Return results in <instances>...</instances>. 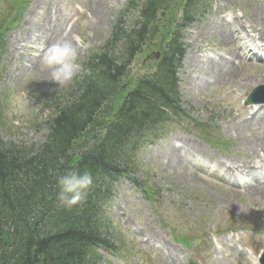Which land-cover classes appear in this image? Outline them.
I'll return each instance as SVG.
<instances>
[{
    "label": "rangeland",
    "instance_id": "374dc122",
    "mask_svg": "<svg viewBox=\"0 0 264 264\" xmlns=\"http://www.w3.org/2000/svg\"><path fill=\"white\" fill-rule=\"evenodd\" d=\"M128 1L0 0V27L16 26L5 34L7 49L0 81V131L5 139L37 146L45 142L47 129L43 122L49 117V108L44 104L75 79L65 85L48 82L49 72L41 63L43 51L58 38L78 42L80 67L76 78L82 76L87 72L83 63L107 44L119 20H122L121 26L134 25L135 14L121 18ZM208 1L210 8L198 15L184 32L187 53L179 77L182 105L188 111L186 116L202 125L209 124L205 129L214 147L177 123H167L158 138L141 146L127 161L135 170L129 174L150 187L159 196L158 200L152 194L154 201H147L141 189L127 178L112 185L111 192L115 194V186L116 194L105 206L107 225L104 228L114 250L108 253L110 250L97 248L96 264H162L160 254L142 243L145 235L154 233L182 253L183 264L191 260L206 264L211 256L218 257L222 264H261L264 242L258 244L257 238L264 234V200L256 202L251 192L241 193L227 172L216 170L204 159L187 157L185 163H180L175 151L181 143L175 142L173 146L177 137H185L222 160L231 156L239 161L248 159V152L264 148V137L261 141L247 142L231 127L244 118L242 113L254 107L243 105L246 96L257 85L264 84V57L249 60L262 51L257 55L250 52L243 59L252 67L247 72L241 71L232 82L211 79L206 86L194 82L204 67L202 55L210 49L209 54L218 58L224 51L218 46L219 38H214L220 18L233 14L243 20L251 18L264 0ZM14 18L17 23H13ZM54 24L57 27L49 32ZM27 34L34 39L23 37ZM155 52L152 56L141 53L133 61L127 78L129 89L136 84L134 77L154 71L160 62L156 56L160 52ZM258 167L264 172L262 164ZM182 237L190 241H183ZM194 237L201 238L200 242L192 241ZM233 246L243 254L242 259L233 253ZM228 255L233 258L229 260Z\"/></svg>",
    "mask_w": 264,
    "mask_h": 264
},
{
    "label": "trees",
    "instance_id": "16d2710c",
    "mask_svg": "<svg viewBox=\"0 0 264 264\" xmlns=\"http://www.w3.org/2000/svg\"><path fill=\"white\" fill-rule=\"evenodd\" d=\"M204 1L129 0L132 28L119 20L107 44L84 62L87 72L44 104L45 142L7 140L0 131V264H96L97 248L114 249L103 206L113 182L135 171L127 161L141 145L166 122L183 121L176 76L181 30L204 12ZM155 51L162 53L155 70L134 77L129 89L132 62ZM74 170L91 173L93 184L67 208L57 200L56 179Z\"/></svg>",
    "mask_w": 264,
    "mask_h": 264
},
{
    "label": "bare ground",
    "instance_id": "6f19581e",
    "mask_svg": "<svg viewBox=\"0 0 264 264\" xmlns=\"http://www.w3.org/2000/svg\"><path fill=\"white\" fill-rule=\"evenodd\" d=\"M258 8L259 10L255 11L251 18L245 20L235 14L228 18H220V25L215 29L214 38H219L220 43L218 46L224 48V51L220 53L218 58L203 56L207 59L202 61L204 67L194 79L196 84L200 83L202 86H206L205 84L209 83L211 79L217 81L223 79L232 82L233 79L239 77L241 71L247 72L246 69H249L252 65L244 62L243 59L249 57L251 47L259 49L257 52L260 54V51H262L261 56L264 57V1H261ZM32 14L36 16L34 12ZM57 25L54 24L50 27L49 32L54 31ZM211 29L212 27L209 28V30ZM23 37L29 40L34 39L33 35L28 34ZM36 39H39V37ZM207 51H210V49ZM250 58L252 59V56ZM242 116L244 118H241L238 123L231 124L232 130L237 132L244 141H261V138L264 137V106L257 109L255 107L248 109L242 113ZM241 137H238V140H241ZM177 138L176 141H173V146H175V142L181 143V146L175 151L180 163H185L187 157L196 160L204 159L216 169L227 172L233 178L241 193L251 192L256 202L264 200V196L262 197L264 193V173L260 172L261 168L258 167L259 164H264V148L254 151V153L248 152V159L242 161L231 156H227L222 160L211 152L204 150L199 144L191 142L188 138ZM144 238L146 239L142 243L148 244L160 254L162 264H183L184 257L182 253L164 243L159 234H147ZM263 242L264 234L257 238L258 244ZM232 250L239 259L243 258V254L236 247L233 246ZM228 258L229 260L232 259L233 255H228ZM209 263L222 264L218 262V257L212 256L207 259L206 264Z\"/></svg>",
    "mask_w": 264,
    "mask_h": 264
},
{
    "label": "clouds",
    "instance_id": "9594fccd",
    "mask_svg": "<svg viewBox=\"0 0 264 264\" xmlns=\"http://www.w3.org/2000/svg\"><path fill=\"white\" fill-rule=\"evenodd\" d=\"M41 63L49 72L48 82L55 85L70 83L76 78L80 67L78 42L58 38L43 51ZM56 183L59 187V204L71 208L85 199L93 184V178L87 171L74 170L59 175Z\"/></svg>",
    "mask_w": 264,
    "mask_h": 264
},
{
    "label": "water",
    "instance_id": "95a60500",
    "mask_svg": "<svg viewBox=\"0 0 264 264\" xmlns=\"http://www.w3.org/2000/svg\"><path fill=\"white\" fill-rule=\"evenodd\" d=\"M257 91V90H256ZM253 99V95H251L249 98H248V100H247V102H246V104H249L250 103V101Z\"/></svg>",
    "mask_w": 264,
    "mask_h": 264
}]
</instances>
